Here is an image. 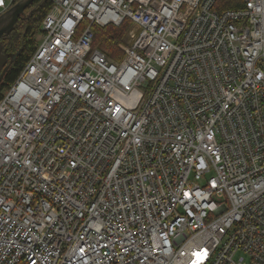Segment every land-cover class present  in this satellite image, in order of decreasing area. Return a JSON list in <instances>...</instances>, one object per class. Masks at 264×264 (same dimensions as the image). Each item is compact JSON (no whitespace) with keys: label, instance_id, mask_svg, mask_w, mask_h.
<instances>
[{"label":"built area","instance_id":"2783aa9c","mask_svg":"<svg viewBox=\"0 0 264 264\" xmlns=\"http://www.w3.org/2000/svg\"><path fill=\"white\" fill-rule=\"evenodd\" d=\"M48 1L0 100V264H264V0Z\"/></svg>","mask_w":264,"mask_h":264},{"label":"trees","instance_id":"16d2710c","mask_svg":"<svg viewBox=\"0 0 264 264\" xmlns=\"http://www.w3.org/2000/svg\"><path fill=\"white\" fill-rule=\"evenodd\" d=\"M18 1L20 0H14L13 5ZM241 3L242 0H218L215 5L219 10L224 11L236 10L242 6ZM49 9L48 0H34L16 22L14 29L0 38L2 52L9 57L8 68L0 82V100L36 49L38 44L36 37ZM122 22L119 27L93 25L92 48L98 49L110 59L118 60L122 55L120 46L131 26L129 20Z\"/></svg>","mask_w":264,"mask_h":264},{"label":"water","instance_id":"95a60500","mask_svg":"<svg viewBox=\"0 0 264 264\" xmlns=\"http://www.w3.org/2000/svg\"><path fill=\"white\" fill-rule=\"evenodd\" d=\"M33 1L34 0H20L0 15V38L4 35H8L14 29L16 22L21 18ZM8 61L9 57L2 52L0 44V82L8 68Z\"/></svg>","mask_w":264,"mask_h":264},{"label":"rangeland","instance_id":"374dc122","mask_svg":"<svg viewBox=\"0 0 264 264\" xmlns=\"http://www.w3.org/2000/svg\"><path fill=\"white\" fill-rule=\"evenodd\" d=\"M130 28H131V26H130ZM130 28H129V29H130ZM38 34H39V33H38ZM120 50H121V48H120ZM120 56H122V55H120ZM111 59H112V58H111Z\"/></svg>","mask_w":264,"mask_h":264}]
</instances>
